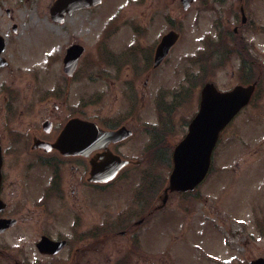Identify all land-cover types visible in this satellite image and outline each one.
I'll return each instance as SVG.
<instances>
[{"label": "flooded vegetation", "instance_id": "af4514ba", "mask_svg": "<svg viewBox=\"0 0 264 264\" xmlns=\"http://www.w3.org/2000/svg\"><path fill=\"white\" fill-rule=\"evenodd\" d=\"M22 1L17 0L23 5ZM57 1V19L54 20L51 13L56 0H47L44 5L47 18L44 16L41 19L58 24L60 29L70 32L72 38L58 45L59 75L51 87L36 81V70L39 71V68H34L29 55L33 43L32 32L29 30L28 40H17L21 24L16 21L14 14L17 3L14 0H0V237L5 242L9 238L13 240L15 236L8 235L15 229L19 230L13 244L0 241V263L142 264L146 232L144 221H149L161 210L160 206L165 203L164 195L167 196L169 191L168 186L164 184L163 195L157 194L149 205L150 210L146 214L143 212L141 217L142 212L129 210L128 204L125 208H111V191L123 179L119 176L123 169L113 178L103 181L97 180L94 173L105 172L108 166L101 170L92 166L102 163L103 166L109 165L107 150L123 157L119 146L127 138L108 143L104 149H91L86 155L64 153L65 150L54 147L68 120L80 117L96 121L93 117L80 115L81 108L77 103L80 96L78 85L81 82L77 79L85 76L94 79L93 65L88 67V64H82L81 57L71 69L63 64L64 55L74 44L80 43L74 36L78 34L79 20L97 22L96 33L98 37L103 35L101 54L109 58V63H132L131 69L138 74L154 72L169 61L183 25L190 26L192 20L200 17L201 11L204 17L210 11L217 19L229 8L233 12L232 20L231 17H222L224 20L218 24L215 34L218 40L213 41L210 36L206 38L203 47L205 52L197 59L218 54L223 62L237 56L239 63L236 71L242 77L235 83H243L253 75L257 64L252 44L248 45L244 33L245 30L253 33L258 27L252 8L255 0ZM228 4L231 6L227 7ZM212 5L214 8H211ZM133 7H136L135 13H128ZM230 21L234 23L231 29H227ZM119 31L124 32L127 42H123L120 54H116L112 53L114 49L111 41L115 40ZM232 38L235 41L232 42L233 49L220 50V44L232 41ZM161 41H165L164 46ZM217 42L218 46H212V43ZM160 47L167 48V51L163 54V49L159 54L163 57L155 65L156 52ZM121 54L128 57L117 59L116 56L120 57ZM189 59L192 60L191 56ZM243 68L245 71L240 72ZM205 81L199 86L198 102L200 88ZM188 82L194 83V80L188 79ZM143 83L146 85L147 81ZM52 88H56V92L62 88L60 92H66L68 96H59L58 93L49 97L34 96ZM182 93L175 95L181 97ZM185 94L188 96V90ZM163 108L166 109L165 106ZM111 119L109 116L108 120ZM99 125L110 130L125 126L130 129L131 136L135 129L129 121L116 120L111 124L102 122ZM152 130L150 136L155 134ZM156 149L159 151V148ZM132 162L136 166L139 164L138 160H129L123 168ZM135 170L139 173L143 171ZM154 190H158V187ZM139 194L135 192L134 196L139 198ZM147 213L151 214L146 219ZM164 253L168 255L166 249Z\"/></svg>", "mask_w": 264, "mask_h": 264}, {"label": "rangeland", "instance_id": "374dc122", "mask_svg": "<svg viewBox=\"0 0 264 264\" xmlns=\"http://www.w3.org/2000/svg\"><path fill=\"white\" fill-rule=\"evenodd\" d=\"M22 2L24 6L14 0L17 3L15 18L21 23L17 40H28L31 29L33 43L29 55L34 68H39V71L36 70V81L53 87L59 75L58 45L69 41L71 33L60 29L58 24L41 19L45 16L44 5L47 0ZM252 8L258 27L253 33L247 30L244 33L248 45L252 44L253 56L257 60L253 77L261 75L254 101L221 132L222 136L220 134L213 151L210 172L196 190V193L201 192L203 195L191 197L185 209L182 208L185 200L183 195L171 189L167 196L164 195L165 203L160 206L161 210L149 221H144L146 232L142 264H249L251 259L264 254V0H255ZM135 11L136 7H133L128 13ZM231 14V9L226 8L221 17L216 19V15L210 11L205 17L201 11L200 17L192 20L190 26H182L169 61L163 63L155 73L143 74L132 70V63H109V58L102 56L101 47H96L102 39H98L96 33L97 22L79 20L78 34L74 36L86 46V64L88 67L93 65L95 71L92 73L94 79H88L87 76L77 79L81 81L78 88L83 91L77 102L81 108L79 114L93 117L100 123L129 121L135 127L133 135L121 142L119 149L124 158L138 160L139 164L136 166L132 162L121 169L119 176L123 179L112 188L111 208H125L128 204L129 210L142 212L140 217L143 212L146 214L156 195H163L162 187L170 169V165L166 166V156L170 155L172 145L183 136L186 121L196 110L200 84L212 80L220 88H229L242 77L236 71L239 63L237 56L223 62L218 54L197 59L205 52V39L210 36L213 41H217L215 34L218 24L223 22L222 17H231L232 20ZM233 23L230 21L226 28L231 29ZM126 38L124 32L117 33L115 40L111 41L114 49L112 53L120 54L121 45L127 42ZM231 40L220 45L225 50H231L235 42L233 38ZM218 45L219 42L212 43V46ZM121 55L116 56L117 59L128 57ZM245 70L240 69V72ZM188 79H193L194 83H189ZM145 80L146 85L143 83ZM56 90L52 88L34 96L49 97L57 93L59 96H68L66 92ZM178 90L183 92L182 97L174 100ZM187 90L188 96L185 94ZM160 104L165 107L171 104L172 108L168 106L162 110L158 106ZM109 116L112 121L108 120ZM150 129H154L152 132L155 134L150 136ZM158 146H162L161 151L156 149ZM135 169L143 171L139 173ZM156 187L158 190L155 191ZM135 192L140 193L139 198L134 196ZM132 196L136 199L130 202ZM156 201H159L158 197ZM150 214L147 213L145 218ZM12 234L18 237L19 230L15 229L8 236ZM15 238L6 239L5 242L0 237V241L12 243L16 241ZM165 249L168 255L164 253Z\"/></svg>", "mask_w": 264, "mask_h": 264}, {"label": "water", "instance_id": "95a60500", "mask_svg": "<svg viewBox=\"0 0 264 264\" xmlns=\"http://www.w3.org/2000/svg\"><path fill=\"white\" fill-rule=\"evenodd\" d=\"M254 88L255 82L236 85L228 91H219L212 83L203 86L199 111L191 121L188 133L173 151V168L169 176L171 189H193L205 177L220 130L249 101ZM74 130L76 134L73 135ZM116 133L119 131H104L93 123L76 119L67 124L59 145L63 148L99 147L115 139ZM115 162L120 165L123 161L115 157ZM106 177L107 174L103 176ZM250 264H264V257L253 259Z\"/></svg>", "mask_w": 264, "mask_h": 264}, {"label": "bare ground", "instance_id": "6f19581e", "mask_svg": "<svg viewBox=\"0 0 264 264\" xmlns=\"http://www.w3.org/2000/svg\"><path fill=\"white\" fill-rule=\"evenodd\" d=\"M105 166V165H104ZM106 167V166H105ZM105 172H107V171H105Z\"/></svg>", "mask_w": 264, "mask_h": 264}]
</instances>
